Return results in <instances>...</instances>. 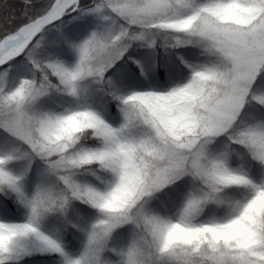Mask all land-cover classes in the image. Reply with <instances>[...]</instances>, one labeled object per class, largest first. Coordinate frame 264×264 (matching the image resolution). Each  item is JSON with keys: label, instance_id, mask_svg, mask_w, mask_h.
I'll use <instances>...</instances> for the list:
<instances>
[{"label": "snow or ice", "instance_id": "6c2138e0", "mask_svg": "<svg viewBox=\"0 0 264 264\" xmlns=\"http://www.w3.org/2000/svg\"><path fill=\"white\" fill-rule=\"evenodd\" d=\"M85 15L100 23L81 42L45 39ZM157 34L165 47L190 46L186 54L196 49L203 59L178 57L189 73L167 88L119 94L110 70L137 42L156 46ZM60 44L75 50L73 64L57 58ZM14 65L28 75L10 81ZM0 69V196L29 209L23 223L0 222V264L30 240L61 264H264V179L229 163L239 150L264 170V0H0ZM91 85L117 102L118 127L92 110ZM134 94L143 103L131 107ZM53 96L69 98L68 106L45 107ZM220 138L225 150L217 154ZM37 163L51 183L28 195L24 179ZM83 172L111 179L97 176L101 188L81 183ZM186 178L197 189L165 207ZM229 191L247 196L231 200ZM73 201L99 213L78 256L40 229L42 218L66 214ZM106 201L114 207L101 210ZM210 205L228 211L198 219ZM176 225L190 238H173ZM122 227L131 231L126 245L113 240Z\"/></svg>", "mask_w": 264, "mask_h": 264}, {"label": "trees", "instance_id": "16d2710c", "mask_svg": "<svg viewBox=\"0 0 264 264\" xmlns=\"http://www.w3.org/2000/svg\"><path fill=\"white\" fill-rule=\"evenodd\" d=\"M99 20L92 16H84L78 20L66 22V25L58 30H50L45 39L48 41H60L62 36H67L72 43H79L85 39L91 31L95 30ZM155 39V37H153ZM156 46L149 48L143 42H137L129 49L125 59L110 70L109 76L116 86L119 94H129L132 91H143L147 89L161 90L167 88L171 83L178 79H184L189 73L185 64L180 63L178 57L189 63L199 62L202 57L194 55L196 49H192V54H186L190 46H182L178 49H171L164 46L162 39H156ZM57 58L66 64H73L76 60L75 50L67 44H60L55 52ZM131 56L133 60L139 62V66L128 60ZM19 60V59H18ZM141 68L144 69L141 73ZM2 69L0 72H2ZM164 73L163 81L160 73ZM28 75L23 70L22 65H14L9 68V80L15 82L19 76ZM91 95L88 103L92 110L114 127H118L122 122V113L120 112L117 102L105 96L97 90L95 85L90 86ZM45 107L55 108L57 111L62 107H67L69 98L53 96L45 97L42 101ZM220 143L226 144L224 138H220L213 146L212 151L215 153ZM87 146L94 147L91 141L86 142ZM240 155V156H239ZM240 157V158H239ZM230 164L234 168H242L254 180L259 182L264 179V170L252 165L248 157L239 150L232 152L229 156ZM19 172V169H16ZM100 176L103 181L109 182L111 177L107 173L97 172L93 175L89 172H83L78 176L81 183L91 184L103 188L105 184L97 179ZM44 183H51V178L45 176L43 166L39 163L34 164L32 170L24 179V191L31 195L36 188ZM197 185L190 179L180 182V187L173 186L174 194L172 199L166 200L164 206L173 208L178 205L183 197L191 191L197 189ZM247 196L245 191H229L228 199L243 200ZM154 205L159 206V202L154 201ZM224 206L210 205L204 210V213L198 219H210L213 216H222L227 213ZM98 211L79 201H73L66 214H49L42 218L40 229L45 234L59 240L65 250L70 254H81L86 243V231L88 227L95 222ZM29 209L20 203L15 197L0 196V222L4 223H23L27 220ZM131 239V231L127 227H122L114 233L113 240L119 245H126ZM10 264H61L60 258L56 254L29 251L19 254L18 258L13 259Z\"/></svg>", "mask_w": 264, "mask_h": 264}, {"label": "clouds", "instance_id": "9594fccd", "mask_svg": "<svg viewBox=\"0 0 264 264\" xmlns=\"http://www.w3.org/2000/svg\"><path fill=\"white\" fill-rule=\"evenodd\" d=\"M155 39H162L163 37L160 35H155L154 36ZM141 95L142 94H134L133 96H129L127 99L130 102V106L131 107H135L137 104L139 103H143L142 99H141ZM101 123H103V121H101ZM88 124L85 123L84 124V128H87ZM101 151H104V149H102ZM113 200H119V197H113ZM114 207V204L112 201H106L104 203H101L99 205V208L101 210H105V209H111ZM211 230V229H209ZM173 238H190L191 233L185 232L184 229H182L179 225H176V231L172 234ZM2 242V241H0Z\"/></svg>", "mask_w": 264, "mask_h": 264}, {"label": "rangeland", "instance_id": "374dc122", "mask_svg": "<svg viewBox=\"0 0 264 264\" xmlns=\"http://www.w3.org/2000/svg\"><path fill=\"white\" fill-rule=\"evenodd\" d=\"M85 16H87V15H85ZM81 17H84V16L69 18V21L78 20V18H81ZM224 150H225L224 147H222L219 150V153H222ZM29 251H37V252H41L42 253V251H41V243L39 241H37V240L27 241L23 245L22 251L19 254L27 253Z\"/></svg>", "mask_w": 264, "mask_h": 264}]
</instances>
